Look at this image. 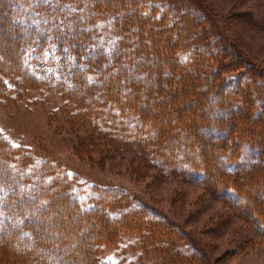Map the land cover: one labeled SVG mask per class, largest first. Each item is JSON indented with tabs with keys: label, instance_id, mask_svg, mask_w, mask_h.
<instances>
[{
	"label": "trees",
	"instance_id": "16d2710c",
	"mask_svg": "<svg viewBox=\"0 0 264 264\" xmlns=\"http://www.w3.org/2000/svg\"><path fill=\"white\" fill-rule=\"evenodd\" d=\"M170 8L160 0H0V102L66 96L89 134L147 147L152 161L142 169L200 185L262 241L264 163L240 152L251 143L264 153V69L217 25L226 46L184 52ZM49 55L63 60L57 74L40 67ZM88 144L80 142L82 155L99 153ZM174 228L124 189L77 181L0 134V264H105V248L123 235L159 244Z\"/></svg>",
	"mask_w": 264,
	"mask_h": 264
},
{
	"label": "rangeland",
	"instance_id": "374dc122",
	"mask_svg": "<svg viewBox=\"0 0 264 264\" xmlns=\"http://www.w3.org/2000/svg\"><path fill=\"white\" fill-rule=\"evenodd\" d=\"M160 1L171 6L167 16L176 22L175 37L184 52L225 45L214 31L217 25L229 42L264 69V0ZM62 64L61 58L49 55L40 67L44 74H57ZM35 93L12 106L0 102L1 135L52 157L77 181L124 189L139 205L175 223L174 229L161 234L159 244L138 233L123 235L117 245L105 248V264H264V240L259 241L255 228L221 200L180 175L142 169L139 162L152 161L147 147L116 144L89 134L74 116L76 108L64 102L66 96L53 91ZM82 141L97 146L99 153L82 155L77 149ZM260 150L257 144L245 143L240 157L264 163Z\"/></svg>",
	"mask_w": 264,
	"mask_h": 264
}]
</instances>
